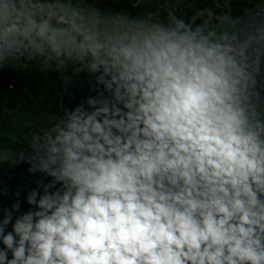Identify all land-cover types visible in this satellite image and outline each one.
<instances>
[{
	"label": "clouds",
	"instance_id": "1",
	"mask_svg": "<svg viewBox=\"0 0 264 264\" xmlns=\"http://www.w3.org/2000/svg\"><path fill=\"white\" fill-rule=\"evenodd\" d=\"M193 2L0 0V71L62 82L0 129V264H264V0Z\"/></svg>",
	"mask_w": 264,
	"mask_h": 264
},
{
	"label": "trees",
	"instance_id": "2",
	"mask_svg": "<svg viewBox=\"0 0 264 264\" xmlns=\"http://www.w3.org/2000/svg\"><path fill=\"white\" fill-rule=\"evenodd\" d=\"M210 3V0H209ZM207 6L204 0H194L192 8L185 4L179 6L185 17L190 16L196 8ZM120 9L132 10L129 3L116 5ZM156 7V5H152ZM62 90V82L56 73H42L35 65H31L23 71L5 69L0 71V129L3 130V140L6 144L8 133L15 132L18 137L23 138L31 129L44 127L48 124L49 113L58 112V91ZM70 91L78 98L88 94V84L84 77L81 82ZM65 102L68 97H64ZM14 148L19 144H12ZM23 167L17 168L13 174V180L9 181L13 188L18 184H24L28 177L21 176Z\"/></svg>",
	"mask_w": 264,
	"mask_h": 264
}]
</instances>
